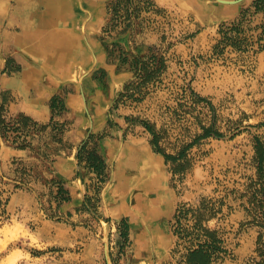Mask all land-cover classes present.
I'll list each match as a JSON object with an SVG mask.
<instances>
[{
  "label": "rangeland",
  "instance_id": "1",
  "mask_svg": "<svg viewBox=\"0 0 264 264\" xmlns=\"http://www.w3.org/2000/svg\"><path fill=\"white\" fill-rule=\"evenodd\" d=\"M47 6L0 0V264H189L197 227L260 260L264 0H61L32 33Z\"/></svg>",
  "mask_w": 264,
  "mask_h": 264
},
{
  "label": "trees",
  "instance_id": "2",
  "mask_svg": "<svg viewBox=\"0 0 264 264\" xmlns=\"http://www.w3.org/2000/svg\"><path fill=\"white\" fill-rule=\"evenodd\" d=\"M158 70L151 71L149 70V66L146 63L141 62L139 65L138 75L142 77L143 83H148L151 80H154L158 77ZM124 96V94H122ZM20 122H26L29 120L27 116L21 115L19 117ZM150 128V127H149ZM157 143V140L155 141ZM258 160L262 164L261 172L263 171V163H264V150L262 146L258 147ZM90 161L93 165L98 169L105 168V162L95 153L91 154ZM183 164H178L177 170H181ZM256 187V188H255ZM253 189V190H252ZM249 202L251 204L250 213L255 216L258 220H262L264 223V181L261 178L257 183L251 185V193ZM212 206V207H211ZM197 213V225H201V222L205 219L213 218L216 216L215 204H211L209 201L203 202L198 210H195ZM264 225V224H263ZM197 229L200 230L199 236L202 237V241L200 244H197L195 248L189 250L187 255V260L189 264H213V262L219 258L220 252H225L222 247V240L219 238V231L210 230L205 227H201ZM259 248L258 254L260 260H256L251 264H264V234H261L259 238Z\"/></svg>",
  "mask_w": 264,
  "mask_h": 264
},
{
  "label": "bare ground",
  "instance_id": "3",
  "mask_svg": "<svg viewBox=\"0 0 264 264\" xmlns=\"http://www.w3.org/2000/svg\"><path fill=\"white\" fill-rule=\"evenodd\" d=\"M47 2V10L43 14L35 13L34 15L32 33H36L37 31H39L43 27V25H46V23L50 20L52 21V23L57 22V20H59V16L62 15L61 13H59L61 9V0H47ZM45 40L47 43L40 45V47L43 48L44 46L45 49H48L50 52L52 51L51 53H62L65 49V45L67 44V42L65 43V41H63L61 35H53L51 37L48 36L45 38ZM40 42L42 43V39L40 40Z\"/></svg>",
  "mask_w": 264,
  "mask_h": 264
},
{
  "label": "crops",
  "instance_id": "4",
  "mask_svg": "<svg viewBox=\"0 0 264 264\" xmlns=\"http://www.w3.org/2000/svg\"><path fill=\"white\" fill-rule=\"evenodd\" d=\"M22 2H25V3H30V4H33L34 5V0H21ZM46 2H47V0H45ZM219 1V0H218ZM43 2V1H42ZM41 2V3H42ZM224 3H226L225 1H223ZM219 7V6H218ZM1 9V8H0ZM237 10H238V8H237ZM62 15H60L59 16V20H57V21H62V17H61ZM1 18H2V14L0 13V31H1ZM34 19V14L33 13H31L28 17H27V22H28V24H29V22H31L32 20ZM60 21V22H61ZM43 26H45V25H43ZM58 34H60V35H62V38H63V41H66V42H71V39L69 38V37H67V35L65 34H63V32H59ZM71 46H72V44H71ZM70 47V44H67V45H65V49L63 50V52H68V51H70L71 50V48H69ZM46 52H50L48 49H46ZM52 52V51H51Z\"/></svg>",
  "mask_w": 264,
  "mask_h": 264
}]
</instances>
